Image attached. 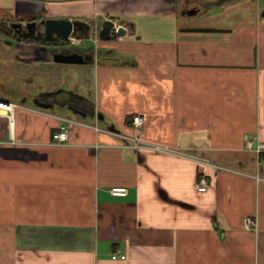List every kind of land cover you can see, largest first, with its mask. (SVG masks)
I'll return each instance as SVG.
<instances>
[{
  "label": "crops",
  "instance_id": "obj_1",
  "mask_svg": "<svg viewBox=\"0 0 264 264\" xmlns=\"http://www.w3.org/2000/svg\"><path fill=\"white\" fill-rule=\"evenodd\" d=\"M224 1L0 0L8 27L82 24L68 46L5 38L44 93L54 53L92 56L86 95L2 91L21 108L0 117V264H264V0ZM108 20L125 34L100 39Z\"/></svg>",
  "mask_w": 264,
  "mask_h": 264
},
{
  "label": "water",
  "instance_id": "obj_2",
  "mask_svg": "<svg viewBox=\"0 0 264 264\" xmlns=\"http://www.w3.org/2000/svg\"><path fill=\"white\" fill-rule=\"evenodd\" d=\"M187 15L196 14L195 9H190L185 12ZM42 34L45 38L50 40H66L81 39L78 33L82 29V24L78 21L69 20H47L42 23ZM12 30L17 33H22L23 36L33 35L38 33V24L35 22L12 23L9 26ZM89 27L84 29V38L88 39ZM126 30L120 26L115 29V24L112 21H105L102 24L101 30L99 31V37L102 40H108L113 36H123ZM53 62L57 64L67 65H85L92 61V56L79 53V52H57L53 54Z\"/></svg>",
  "mask_w": 264,
  "mask_h": 264
},
{
  "label": "rangeland",
  "instance_id": "obj_3",
  "mask_svg": "<svg viewBox=\"0 0 264 264\" xmlns=\"http://www.w3.org/2000/svg\"><path fill=\"white\" fill-rule=\"evenodd\" d=\"M214 2V1H213ZM0 34L3 35V37L0 35V85L2 86V89L0 90V99L7 100L6 95L3 90H10L15 88H21L26 89L30 92H41L44 91V86L48 87V90H52V85L46 81L45 78L41 79H34L32 84V87H28L27 83H20L18 80H16L15 76V60L13 55V48L11 45L7 44V40L5 38H8L0 32ZM47 85H45V82ZM59 80V81H58ZM86 80H90V69L86 65L82 66H76V65H63L62 70L59 73V76L55 81L60 82L57 84V88L67 90V91H73L77 94L86 95L88 92V86L85 84ZM44 84V85H43ZM28 87V88H27ZM42 88V89H40ZM10 92V91H9ZM16 90L11 93H15ZM27 104L32 105V103L28 102ZM191 154V153H188ZM192 155V154H191Z\"/></svg>",
  "mask_w": 264,
  "mask_h": 264
},
{
  "label": "built area",
  "instance_id": "obj_4",
  "mask_svg": "<svg viewBox=\"0 0 264 264\" xmlns=\"http://www.w3.org/2000/svg\"><path fill=\"white\" fill-rule=\"evenodd\" d=\"M75 41V39H71L70 42L73 44ZM21 108L20 105L18 104H14L8 101H3L0 100V117H4L7 119L8 122V126L10 128L14 127V115H15V111L17 109ZM65 124H63L62 126L59 127L58 131L55 132L52 135V138L54 141H56L57 143H63L66 142L68 139V133H69V127H68V123H70L69 120H65L64 119ZM143 120L141 117H134L132 120V123L134 126L138 127L142 124ZM127 138L124 137V140H126ZM130 140V139H128ZM137 141V139H136ZM135 140L132 139V142H136ZM150 148H152L155 151L158 152H169L170 154H174V155H179L182 157H186V158H194L192 155H189L187 153H182L180 151H171L170 149H167L166 147H162L159 145H150L148 144ZM147 145V146H148ZM264 151V144H260L258 146L257 152H263ZM208 185H207V181L205 178H200L199 182H198V190L201 192L206 191ZM109 193L111 196L113 197H124L127 195L128 191L126 188H112L109 190ZM248 226H256L255 221L253 220H248ZM111 259L115 260V259H120V260H125L126 256L124 254H121L120 252H116L113 255H111Z\"/></svg>",
  "mask_w": 264,
  "mask_h": 264
},
{
  "label": "trees",
  "instance_id": "obj_5",
  "mask_svg": "<svg viewBox=\"0 0 264 264\" xmlns=\"http://www.w3.org/2000/svg\"><path fill=\"white\" fill-rule=\"evenodd\" d=\"M244 0H225L224 2L226 4H232V3H236V2H241ZM38 33L37 34H33V35H28V36H23L19 33H17L16 31L12 30L10 27H8L7 25L0 23V31L5 34L6 37H8V39L10 40H14L16 42L19 43H24V44H38V45H42V46H46V47H58V46H68L69 42L66 40H50L44 37V35L42 34V25L40 23H38ZM47 63H50V61H47ZM18 66L16 69V75L18 76V82L20 83H27V85L31 84L33 82V80L35 79L34 75H36V70L38 69V65L40 63L35 62V61H18L17 62ZM41 74L45 73L46 71L41 68ZM34 78V79H33ZM54 85V84H53ZM1 90V89H0ZM20 91V90H19ZM19 91H16L17 93H19ZM58 91V89L55 91V93ZM60 91V89H59ZM58 91V92H59ZM44 93V91H43ZM46 95H51L50 92H46ZM53 94V93H52ZM33 97L34 94L30 93V92H23V98L26 97ZM73 98L72 99H81L79 96L73 94L72 95ZM72 99H70V102H74L72 101ZM49 101L47 100L44 103V105H49ZM77 109V108H75Z\"/></svg>",
  "mask_w": 264,
  "mask_h": 264
},
{
  "label": "flooded vegetation",
  "instance_id": "obj_6",
  "mask_svg": "<svg viewBox=\"0 0 264 264\" xmlns=\"http://www.w3.org/2000/svg\"><path fill=\"white\" fill-rule=\"evenodd\" d=\"M81 31H83V29H81ZM19 34L22 35V33H19ZM63 46H64V45H63ZM58 47H60V46H58ZM55 48H57V47H55ZM53 94H54V95H53ZM53 94H51V95H46L45 93H43V91H41V92H37V93L35 92L33 97L37 98L38 100H39V99H52V97H56L55 94L57 95V93H53ZM59 94H60V93H59ZM54 103H56V101H54Z\"/></svg>",
  "mask_w": 264,
  "mask_h": 264
}]
</instances>
